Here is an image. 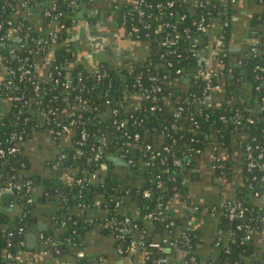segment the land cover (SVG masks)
Here are the masks:
<instances>
[{
  "label": "trees",
  "instance_id": "trees-1",
  "mask_svg": "<svg viewBox=\"0 0 264 264\" xmlns=\"http://www.w3.org/2000/svg\"><path fill=\"white\" fill-rule=\"evenodd\" d=\"M27 1L31 5L35 0ZM39 1L44 9H52V0ZM69 1L53 0L55 8L48 16L42 14L44 26L37 29L25 14L28 9L21 8L20 11L17 0H0V21H11L10 24L4 23L0 32H7L14 25L19 29L18 35L25 36L24 46L9 44L0 47V148L10 143L13 132L23 134L25 141L38 121V111L49 114L51 120L48 126L54 130L58 129V121L66 123L71 118L82 121L71 125L69 134L55 139L59 152L65 154L62 166L63 170L70 171L72 184L67 183V198L55 216L53 232H44V237H50L51 242L40 241L39 251L52 256L58 264H62L63 260H74V252L80 248L87 227L84 217L88 215V208L95 196L101 195L103 202L100 203L105 211L102 217L95 218V223L100 224V220L104 221L106 217L117 220L129 216L138 225L136 230L126 234L125 239L117 241L108 229L116 245L118 241L125 244L141 230H144L145 243L163 238L174 243L170 246L165 242L166 250L163 253L147 244L140 247V252L119 253L124 259L138 256L141 258L139 264H156L157 257L163 254L168 257L164 264H170L169 259L178 255H181L180 264H192L190 257L208 264H264V254L256 253L253 241L254 233L264 224L261 220L264 214V183L252 178L253 175L259 177L260 172L247 171L243 159L241 181L233 187L219 216H215L216 225L224 235L215 236L217 245L212 247L209 257L202 256L198 247L202 240L199 225L194 222L188 224V220L194 221L197 209L183 208L178 212L171 205V198H177L188 206L197 205L187 202L189 185L182 183V180L187 179L194 160L203 152L220 156L219 160L224 165L223 181L229 180L232 175L229 155L223 150H228L236 135H241L243 139L242 150L244 145L250 143L254 153H264V119L261 117L264 114L261 108L264 105V74L255 76V73H261L257 66H264V47L260 53L244 56L245 71L242 76L236 69L232 77L223 75L227 98L221 106H217L215 100L211 106H206V81L194 72L196 57L191 49L203 51L207 40H214L213 45L218 49V56L213 61L216 69L225 74L228 66H233L228 55L221 56L227 50L229 32L233 28L230 22L236 10L233 1L172 0L169 6L166 3L168 0H139L144 14H151L148 26L142 27L144 21L139 22L136 17L128 16L127 22L120 27L145 52L138 57L126 58L121 64L100 60L92 67L76 52L77 42L71 39L72 27L80 22L76 14L82 9L89 10L90 0H75L73 4ZM257 1L264 5V0ZM136 3L137 0L124 1L122 10L136 11ZM159 3L160 6L157 5ZM84 14L85 20L94 21L92 13L86 11ZM201 18L207 25V32L198 28ZM132 23L140 27L138 34L131 31ZM164 40L167 43L163 44ZM37 62L43 65L44 75L19 77V65H31L33 70ZM8 64L15 71L12 76L3 75L4 66ZM177 68L181 69L180 73L176 71ZM50 71L52 74L47 75ZM183 74L188 75V81H184ZM152 75L157 80H152ZM220 78L219 75L212 77L213 90ZM242 78L253 86L254 96L249 100L240 95ZM67 80L73 88L64 87L62 82ZM36 83L40 91L37 97L33 91ZM153 83L160 84V90L153 91ZM77 93L86 99L85 103L74 100ZM18 95L26 97L27 102L24 98H15ZM134 97L136 100L131 103ZM179 107L180 114L176 115ZM235 113L242 122L239 125L219 118L220 115L228 118ZM248 118H253V122L249 123ZM121 120L124 125L117 127ZM82 129L88 133L85 138H82ZM135 132L139 134L141 146L135 154H131L127 144L132 138L128 135ZM99 134L106 137L105 150L122 151L132 159L130 168L142 175H132L138 177H135V183L111 176L107 169H103L100 162L106 157L102 155L97 159L94 155L101 141L97 138ZM23 141L19 144L20 151L0 155V183H4L7 175L12 173L19 179L32 180L28 193L20 190L19 195H5L2 198L1 204L6 205L9 197H12L21 209L15 222L9 220L10 214L0 210V264H4L8 252L17 256L23 250L19 241L24 235L17 233L18 227L22 225L26 230L27 225H33L35 181L33 176L26 174V163L22 165L26 162V156L22 153ZM215 143L217 150L212 149ZM146 144L151 145L150 150H145ZM78 178L82 180L81 183H77ZM144 190H149V194L144 195ZM28 195L33 197L32 203L26 202ZM234 203L246 207L243 215L229 217V207ZM159 210L162 218L144 217L149 211ZM169 221L172 224L166 227ZM246 225L254 229L250 239L244 238ZM183 232L189 238V245L180 244ZM53 247L58 251L55 252Z\"/></svg>",
  "mask_w": 264,
  "mask_h": 264
},
{
  "label": "crops",
  "instance_id": "crops-1",
  "mask_svg": "<svg viewBox=\"0 0 264 264\" xmlns=\"http://www.w3.org/2000/svg\"><path fill=\"white\" fill-rule=\"evenodd\" d=\"M232 1L236 8L231 16L234 25L229 32L227 50L221 56L228 55V60L232 63V68L234 67L233 70H239V74L242 76L245 68L241 61H243L246 54L249 55V48L253 45L257 46L260 43L261 45L264 43V5L257 0ZM90 3L91 8L89 10H91L95 18L94 21L89 22L85 20L84 13L89 10L86 8V10L82 9L76 14V17L80 19L79 24L73 26L71 29L73 39L75 38L76 42L77 38L82 37L90 45V56L86 54L88 44L83 40H81L83 41L82 48L77 52L80 54V57L83 56L84 60H87L88 65L97 63L93 59L109 60L113 64H121L127 57H138L145 52L141 45L131 41L128 35L122 31L119 24V12L114 7L113 0H90ZM26 13L35 28L40 29L44 26L43 19L39 17L40 13L31 9H28ZM51 22L49 26H51ZM207 41L208 43L205 45L203 53L205 57H211L214 61L215 57L218 56V49L213 45L214 40ZM212 66L215 67L216 63H213ZM184 78V81H188L187 79H189L185 75ZM240 81V95L246 100L251 99L254 96L252 83L243 81V78ZM217 87L218 85L215 87L214 96L217 103H219L218 96H222L219 94L220 91H217ZM225 89L222 90L224 94L222 103L226 98ZM135 98H132L131 103H133V100H136ZM242 142L243 139L238 134L233 138L232 145L229 146L228 150H223L226 155H229L232 170L229 180L223 181V176L215 171L213 165L216 158L213 156V152L209 151L203 152L196 158L188 172L185 182L189 185V195H186L187 197L189 196L187 202L198 205L196 217L194 221L191 219V223H197L201 229L202 240L198 243V247L204 257H209L212 247L217 245L215 236L224 235V232L220 233L218 231L216 218L219 216L223 204L231 196L234 190L233 187L241 181ZM22 144V153L26 156V162H24L26 163V174L33 176L35 181L33 188L35 206L32 211L33 225L26 230L27 233L24 236V243L22 245L23 250L17 255V264H58L52 256L41 253L39 248L41 247L40 241H42L41 233L44 235V232H53L55 216L68 194L67 180L62 174L63 171L55 165L59 147L52 135L43 126L34 128L30 136ZM121 152L108 151L105 154L106 159L103 161V169H107L110 174L117 178H122L124 181L134 182L136 176L134 177L126 173L124 165L115 164L108 157L115 155L122 158L120 156ZM134 174L139 177L142 176L137 174V172ZM48 181L51 182L46 184ZM63 188H65L64 193ZM100 196H95L93 204L88 208V217H84L87 227L81 238V246L78 248L84 252V256L78 258L74 252V259L77 262L82 260L85 264H98L100 259L103 261V264H139L140 257L134 256L124 259L118 253L115 239L111 235L112 233L103 226L104 221L100 220V224L99 222H94L95 218L102 217L105 211L102 203H100L103 202V197L101 199ZM1 201L2 195L0 194V210L6 214H10L9 220L15 222L21 209L20 204L16 203V200L12 197H9L6 205L1 204ZM171 202V205L174 206V211L179 212L184 208L183 203L179 202L177 198H171ZM191 205L193 206L194 204ZM261 220L264 221V214L261 215ZM31 231L34 232V235L29 239L28 233ZM227 234L229 235V233ZM226 237L229 238V236ZM253 241L256 253L263 256L264 224L254 233ZM180 256H176L175 260H178ZM66 261H69L71 264L75 263L73 259Z\"/></svg>",
  "mask_w": 264,
  "mask_h": 264
},
{
  "label": "built area",
  "instance_id": "built-area-1",
  "mask_svg": "<svg viewBox=\"0 0 264 264\" xmlns=\"http://www.w3.org/2000/svg\"><path fill=\"white\" fill-rule=\"evenodd\" d=\"M18 3H19V9L21 11V8H26V9H31L32 11H36L37 13H40L39 17L43 15H50L51 14V10L53 8H55V4L53 3V0L51 1V8L52 9H47V8H43L42 6V2H40L39 0H35L31 5L28 4V1L27 0H17ZM117 2L113 3L114 4V7L116 9H118V12H119V24L120 26H123L126 22H127V18L128 16H133V17H136L137 20L139 22H145L143 23L142 27H147L149 22H148V19L151 17V14H144V10L143 8L141 7L142 3L137 0V9L136 11H133L131 9L129 10H122V5H123V2L124 1H127V0H116ZM130 2V0H128ZM70 4H73L75 3V0H70L69 1ZM167 5H172L173 1L172 0H168L167 2ZM158 6L161 5V3L157 4ZM25 9V10H26ZM26 12V11H25ZM89 13H91V10L88 11ZM24 13V12H22ZM145 16L144 20H143V17ZM42 18V17H41ZM6 21V22H5ZM203 21V18L200 19L199 21V24H198V28L202 31V32H207V25L205 23L202 22ZM6 23V24H10L11 21L10 20H6V19H2L0 21V29L2 28V25ZM168 24V23H167ZM131 31H134L136 32L137 34L139 33V29L140 27L137 25V24H133L131 25ZM18 27L17 26H10L9 27V30H7V32H0V47H4L5 45H9V44H14V45H19L20 47L21 46H24V37L25 36H21V35H18ZM136 34V36H138ZM148 35V32L146 33ZM27 36V33L25 34ZM90 36V35H89ZM212 36V35H210ZM52 39L54 40L55 39V35H53ZM71 39H73V35L71 36ZM77 46H76V52H79L80 49L82 48V44H83V41H85L82 37L81 38H77ZM75 40V38L73 39ZM83 40V41H81ZM76 41V40H75ZM78 41H80V43L78 44ZM205 42V41H204ZM85 43H87V51H86V54L87 56H90L89 55V43L88 41H85ZM163 44L167 43L166 40H164L162 42ZM222 45H225L224 43H222ZM261 49H262V45L261 43L259 45H253L249 48V54H254V53H257V52H261ZM191 51H193L192 53L195 55L196 57V67H195V70L194 72L196 73V75H198L201 79L205 80L206 81V89H207V93H206V97H205V104L206 106H211L213 103H214V100L216 101L215 99V96H214V91H215V88L213 90V88L211 87V80H212V77L213 76H221L220 79H222L224 76L223 75H229L230 77H232L233 75V68L232 66H228L225 74L222 72H220L219 70L216 69V67H208L209 65H212L213 64V60L211 57H205V54H201L203 51H197L195 49H191ZM221 54V53H220ZM132 56L130 57H127V58H131ZM25 60H27V57L24 58ZM208 59H211V61L208 63L207 60ZM101 59H93L94 62H97V61H100ZM7 61V60H6ZM212 63V64H210ZM241 63L243 64V61H241ZM5 69H4V72H3V75L7 76V75H10L12 76L15 71L12 67V65L8 64V65H5L4 66ZM92 67V65H91ZM259 68V71H261V73H255V76L256 77H259V76H262L264 74V66H257ZM18 72H19V77L22 79L24 78L25 75H34V76H42L44 75L43 74V65L41 64V62H37L35 64V67L31 68V65L27 66L25 65L24 63H22L21 65L18 66L17 68ZM178 73H180L181 69L180 68H177L176 70ZM59 72V71H58ZM52 72H48L47 75H51ZM185 76H188L187 74H183ZM151 79L152 80H157V77L155 75H152L151 76ZM56 81H58V78H55ZM137 82L139 83V80L138 78L136 79ZM64 87L66 88H73V86L71 85V82L69 80L67 81H63L62 82ZM218 85V84H217ZM9 86V85H8ZM161 86L160 84L158 83H153L151 85V89L153 91H157V90H160ZM34 94L35 96H39L40 95V91H39V84L36 83L34 85ZM15 98H24V101L27 102V98L22 96V95H18L16 96ZM226 98H227V94H226ZM225 98V100H226ZM153 99H155V97L153 96ZM264 99V96L263 98ZM74 100L76 102H81L82 104L85 103L86 99H84L80 94H75L74 95ZM154 107V106H152ZM262 109H264V105L261 106ZM180 110H181V107H179V109H177V111L175 112L176 115L180 114ZM113 111H115V108L113 109ZM263 119H264V114L261 116ZM221 120L227 122V121H230L232 123H235L236 125H239L241 124V120L238 118V114L235 113L234 115H231L230 117H226L224 115H220L219 117ZM50 116L49 114H44L42 111H38V121L34 124V128H37L39 126H43L45 127L46 131L52 135V137L54 139L57 138V136H62V135H67L70 133L71 131V125L75 124V123H79V122H82L81 120L79 119H76V118H71L68 122L66 123H63V122H56V126H58V129L54 130V129H51L48 124L50 123ZM249 123L253 122V118H248L247 119ZM124 125V121H120L119 124L117 125V127H121ZM87 131L85 129H82L81 130V135H82V138H85V136L87 135ZM129 137L132 138V140L130 142H128V146H127V150L131 153V144L132 143H137L138 146L136 147V152L138 151L139 147L141 146V144L138 142V138H139V134L138 132H135L133 133L132 135H128ZM97 138H99L101 141H100V145L98 147V150L94 153L95 155V158H100L102 157V155L105 156V154L108 153V150H105L106 148V137L105 136H102L101 134H99L97 136ZM24 139V136L23 134H21L20 132H13L10 136V143L8 145H6L5 147H1L0 148V155H4L6 152H10V153H15L17 151H20V142H22ZM151 149V145L150 144H146L145 146V150H150ZM212 149L214 150H217V145L215 143V145L212 146ZM132 154V153H131ZM120 156L122 158H120L121 160H123L125 162L124 165V168L126 170V173H129V171L131 170L130 168V164L132 162V159L131 158H127L125 156V152H121ZM118 157V156H117ZM64 158H65V154L62 153V152H59L58 150V153H57V158L55 160V165L58 166L59 168L62 169L63 171V175L64 177L66 178L67 180V183L68 184H72V178H71V173L70 171L68 170H63V164H64ZM215 160H214V169L215 171L223 176V163L219 160L220 159V156H215ZM243 160L245 161V167L247 169V171H253V170H257L258 172H260V176L257 177L256 175H253L252 178L253 179H259V181H261L262 183H264V153L261 152V151H258V152H255L253 151V148H252V145L250 143H247L246 145L243 146ZM101 163V166L104 167V164H103V160ZM175 163H178L177 160H175ZM148 164V162H146V165ZM22 165H24V162L22 163ZM133 170V169H132ZM135 173V172H134ZM111 176H113L112 174H110ZM94 176V175H93ZM132 176V175H131ZM81 179L78 178L77 179V183H81ZM186 182V178H184L182 180V183H185ZM32 188V180L30 178H26L24 180H22V178H17V175L12 173V174H8L7 177H6V181L3 183L1 182L0 183V194L2 195L3 193H9V195H12V194H15V195H19V191L20 190H24L25 192H29L30 189ZM144 195H148L149 194V190H144L143 192ZM26 202L27 203H32L33 202V197L31 195H28L27 198H26ZM115 205L117 206L118 205V201L115 202ZM183 206L184 208L186 209H196L198 206L197 205H193V206H188L186 203H183ZM264 206V205H263ZM246 210V207L245 206H241L240 203H234L233 205H231L229 207V210H228V215L229 217H232L234 214H237V215H243L244 211ZM26 211L23 212V214H25ZM161 210L157 211V212H154V211H149L147 212L144 217L147 218V219H158V218H162V214H161ZM62 223H64V220H62ZM191 223V220H188V224ZM172 224V221H169L168 223L165 224L166 227H169L170 225ZM26 226V224H25ZM103 226L107 229H109L110 231L113 232V234L115 235L116 237V241L117 239L119 240H123L125 239L126 237V234L127 233H131V231H133L134 229L136 230L138 228V225L135 221L132 220L131 217L129 216H124L123 218L121 219H113V218H110V217H106L104 222H103ZM238 227H240V225H238ZM26 230H27V226H26ZM24 228V226H19L18 229H17V233H21L25 236V234L27 233ZM218 231L220 233H222V229L218 227ZM253 232H254V229L249 226V225H246V229H245V233H244V238L245 239H250L253 235ZM14 232H10L9 234H13ZM17 233H14L15 235ZM41 238H42V241H44L45 243H48V242H51V238L50 237H44V235L41 233ZM145 235H144V230H141L139 231V233L135 236V237H130L128 239V241L125 243V244H122L118 241L117 243V250H118V253H132V252H136V251H139L140 250V247L144 246V245H148L149 247H155L160 253H163L165 252L166 250V247H165V242L167 243V245H170V246H173L174 243L173 241H170V240H167L166 238H163L161 241H156V240H152V241H149L147 243H145ZM24 238H21L19 243L20 245H23L24 243ZM45 238V239H44ZM190 241H189V238L188 236L183 232L182 233V239L180 241V244L181 245H189ZM54 251L57 252L58 249L53 247ZM76 253V257L78 258H82L84 256V252L81 250V249H78L75 251ZM180 259H176L175 260V257H172L171 259H169V261L171 262V264H180L179 262ZM168 261V257H166L165 255L161 254L160 256L157 257L156 259V264H164ZM190 261L192 264H208L206 261H199V260H196L194 257H190ZM4 264H17V256L15 254H12L11 252H8L6 254V260L4 262ZM62 264H71L69 261H66V260H63L62 261ZM73 264H76V263H73ZM78 264V263H77ZM82 264H85L82 262ZM98 264H103V261L100 259L99 263Z\"/></svg>",
  "mask_w": 264,
  "mask_h": 264
},
{
  "label": "water",
  "instance_id": "water-1",
  "mask_svg": "<svg viewBox=\"0 0 264 264\" xmlns=\"http://www.w3.org/2000/svg\"><path fill=\"white\" fill-rule=\"evenodd\" d=\"M231 22V24L232 25H234V21H230ZM253 36H255V35H253ZM201 54H204L203 52L201 53ZM211 61V59H208L207 60V62L209 63ZM230 77V76H229ZM225 85H226V83L224 82V79L222 80L221 79V81H219V83H218V87H217V91L219 90L220 91V95L222 96V97H220V96H218V100H219V103H217V106H221L222 104V101H223V96H224V94H223V89L225 88ZM131 147V153L132 154H135L136 153V147L138 146V144L137 143H132L131 145H130ZM110 159H111V161L113 162V163H115V164H120V165H123V164H125V162L123 161V160H121L119 157H117V156H115V155H110V156H108ZM68 162V161H67ZM129 174L130 175H134V170H130L129 171ZM64 191H65V188H63V193H64ZM7 196V195H9V193H3L2 194V198L4 197V196ZM30 226H32V225H27V228L29 229L30 228ZM34 235V232L33 231H31V232H29L28 233V236H29V239L32 237ZM140 252V251H139ZM74 261L76 262V259H74ZM78 264H82V260H80V261H78L77 262Z\"/></svg>",
  "mask_w": 264,
  "mask_h": 264
}]
</instances>
